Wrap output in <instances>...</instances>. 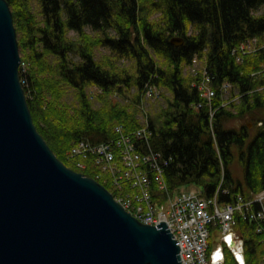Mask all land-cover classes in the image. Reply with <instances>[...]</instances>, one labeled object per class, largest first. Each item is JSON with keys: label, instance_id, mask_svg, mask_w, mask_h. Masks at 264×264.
Masks as SVG:
<instances>
[{"label": "trees", "instance_id": "obj_1", "mask_svg": "<svg viewBox=\"0 0 264 264\" xmlns=\"http://www.w3.org/2000/svg\"><path fill=\"white\" fill-rule=\"evenodd\" d=\"M5 1L27 67L31 100L26 102L33 125L66 167L94 178L90 161L81 171L66 161L64 153L79 141L96 144L112 139L116 125L126 130L138 127L142 87L150 82L170 95L164 96L165 106L146 113L153 131L151 149L173 160L164 173L169 194L197 187L204 198L218 191V202L227 204L237 195L250 199L264 190L263 128L250 136L245 124L229 127L232 118L264 110V90H258L264 79L248 78L264 64V53L247 56L241 64L233 56L238 45L260 39L264 32V0ZM171 38H181L183 44L173 47ZM98 49L107 55L97 57ZM204 52L217 92L212 108L221 101L222 83L231 84L232 95L234 91L242 95L238 106L231 104L238 109L236 114L218 109L211 127L207 107L191 108L201 100L190 87L193 79L181 74L194 56ZM122 59L128 65H120ZM91 87L103 93L90 100ZM114 92L118 101L111 99ZM233 162L240 165L242 180L233 178ZM157 197L164 199L162 194ZM236 231L244 242L246 264H260L264 234L243 220L237 221ZM214 233L210 232V243ZM224 264H235L230 253Z\"/></svg>", "mask_w": 264, "mask_h": 264}, {"label": "water", "instance_id": "obj_2", "mask_svg": "<svg viewBox=\"0 0 264 264\" xmlns=\"http://www.w3.org/2000/svg\"><path fill=\"white\" fill-rule=\"evenodd\" d=\"M20 62L12 15L0 0V264H181L164 223H138L47 147L19 83Z\"/></svg>", "mask_w": 264, "mask_h": 264}, {"label": "built area", "instance_id": "obj_3", "mask_svg": "<svg viewBox=\"0 0 264 264\" xmlns=\"http://www.w3.org/2000/svg\"><path fill=\"white\" fill-rule=\"evenodd\" d=\"M262 35L264 37V33ZM245 46L243 43L238 48L243 52ZM238 48L233 51L234 55ZM196 58L198 64L202 62L194 56L185 69L195 68ZM202 66L203 74L200 76H196L193 70L189 72V69L185 74L195 78L191 87L201 100L191 107L196 111L207 107L211 123L214 114L223 105L220 103L217 108H212V102L217 96L212 87L213 75L206 62H202ZM19 76L20 84L31 100L25 63L20 64ZM145 84L141 91L138 127L126 130L123 125H116L113 127L114 137L108 141L96 144L79 141L66 152L67 159L80 170L87 169L85 161H90L98 171L96 178L112 189L115 202L138 223L152 227L164 223L179 248L181 264H223L227 251L236 264H246L244 242L235 227L238 220H243L252 223L257 234H264V190L250 199L237 195L227 204L218 203V191L210 198H204L201 192L191 191H180L176 196L169 194L164 173L173 160L151 149L153 131L146 116V104L157 102L162 96L154 84ZM228 88V83L219 86L220 97ZM92 89L94 91H88L91 100L103 93L100 88ZM114 96H118V93L115 92ZM158 194L164 195V199L158 198ZM211 231L220 232L225 242L220 244L219 241L217 244L220 245L216 248H209L207 238ZM217 253L221 256L215 259ZM261 264H264V258Z\"/></svg>", "mask_w": 264, "mask_h": 264}, {"label": "rangeland", "instance_id": "obj_4", "mask_svg": "<svg viewBox=\"0 0 264 264\" xmlns=\"http://www.w3.org/2000/svg\"><path fill=\"white\" fill-rule=\"evenodd\" d=\"M10 9V8H9ZM11 12V10H10ZM261 11H258L257 14H260ZM12 15V13H11ZM14 26V25H13ZM15 29V28H14ZM87 32H89V30L87 29L86 30ZM264 32H262L263 34ZM71 39H75L76 38V35L73 33V32H70L69 35H68ZM16 40L18 41V36L16 35ZM253 40H255V42H253ZM253 40H247L245 42V47L242 49V51L238 50L235 52V56H236V60H235V63L236 64H241L243 63L244 61V58L247 57V56H254L256 55L258 52H263L264 53V37L263 35H261L260 39L259 38H254ZM256 42L257 44L261 45V48H263L262 50H258L256 51L257 49H259L256 45ZM17 45H18V42H17ZM239 46V45H238ZM18 51H19V47H18ZM102 55H107V51H105L104 49H98L96 50V56H102ZM19 56H20V53H19ZM21 58V56H20ZM202 62H204V58L201 59ZM202 62L199 63V65L197 64H194L196 65L195 68H190L188 67L187 69H185V67L187 66H184L182 69H181V74L183 77H190L193 79V81L195 80V78H193L192 76H187V74H185V72H188V69H189V72H191L192 70L194 72L197 73L196 76H200V74L202 75L203 73L202 72V69L204 68L202 66ZM120 65H123L125 64L128 65V63L122 59L120 60L119 62ZM196 70V71H195ZM248 78L250 79H258V80H262L264 79V64L260 65L258 68H256L255 70L251 71L249 74H248ZM150 81V80H149ZM228 83V82H226ZM229 84V88L226 93H224L223 96H221V101L220 103H222L223 107L222 109H229L230 112H232L233 114H236L237 112V108H233L231 107V104L235 105V106H238L240 104V99H241V96L240 94H238L236 91H234V95H232V91H233V88L230 86V83ZM192 85V84H191ZM190 85V87H191ZM192 88V87H191ZM94 91V89L92 88H89L88 91ZM259 91H263L264 90V87L263 88H258ZM257 90V91H258ZM87 91V92H88ZM160 92V95L163 96L161 97V100L157 101V102H148L146 104V109L147 111L149 112H155L156 110H158L159 108H162L163 106H165V100L164 98L165 97H170V95L165 91L163 90L162 88H160V90H158ZM258 91V92H259ZM23 92H24V88H23ZM25 94V93H24ZM165 96V97H164ZM112 100H116L118 101L117 99H115L114 97L111 98ZM230 101H232L233 103H230ZM228 105V106H225V105ZM32 119V118H31ZM233 119V118H232ZM231 119V120H232ZM229 121V127H234V125H236V127H240L241 125H246L247 129H248V132H249V135L252 136L255 131H256V128H259L258 125L259 123H261L260 121H264V110H261V109H256V110H252L251 112L247 113L245 116H243L242 119H235L233 121ZM33 123V122H32ZM35 127V126H34ZM67 155V154H66ZM65 156V155H64ZM66 161H68L71 166H74V168L78 169V167L76 165H74L73 162H70L67 158H65ZM80 170V169H78ZM83 171V170H81ZM98 171L96 169H94L93 171V179L94 181H96V183L100 184L101 186L103 185H107L105 184L104 182H102L101 179L99 178H96L95 174L97 173ZM231 172H232V176L234 179L236 180H242V170L240 168V165L237 163V162H233V164L231 165ZM78 173V172H77ZM87 178V177H86ZM101 182V183H99ZM104 187V186H103ZM105 188V187H104ZM106 189V188H105ZM182 191H191V192H195V193H199L201 192L200 189H198L197 187H183V189H181ZM114 193V192H113ZM176 196V195H175ZM174 196V197H175ZM226 260V259H225ZM224 260V262H225ZM223 262V264H224ZM261 264V263H260Z\"/></svg>", "mask_w": 264, "mask_h": 264}, {"label": "bare ground", "instance_id": "obj_5", "mask_svg": "<svg viewBox=\"0 0 264 264\" xmlns=\"http://www.w3.org/2000/svg\"><path fill=\"white\" fill-rule=\"evenodd\" d=\"M9 6V5H8ZM171 39H174V38H171ZM256 45H257V47L260 49V50H262L263 48H261V45H259V44H257V42H256ZM206 53L204 52L201 56H198V58L201 60L202 58H204V62H208V60L206 59V55H205ZM196 62H197V65H199L198 64V59L196 58ZM195 82V80L194 81H192V83L191 84H193ZM154 84V83H153ZM146 84H144L143 85V87L145 86ZM151 86H152V84H150ZM155 85V84H154ZM230 86H231V84H230ZM142 87V88H143ZM232 87V86H231ZM214 89V88H213ZM230 90V89H229ZM228 90V91H229ZM230 103H233L232 101H230ZM225 106H228L227 104L225 105ZM258 127H262L263 128V132H264V125L262 124V123H259V125H258ZM48 147V146H47ZM67 153L65 152L64 153V155H65V158H67V155H66ZM56 157V156H55ZM57 158V157H56ZM61 162V161H60ZM165 178V177H164ZM262 192V191H261ZM219 203V202H218ZM220 204V203H219ZM235 230H236V227H235ZM215 234V241H214V243L212 242V243H210V236L207 238V246L209 247V248H216L218 245H220V244H222V243H224L225 242V240H224V237H222L221 236V233L220 232H215L214 233ZM219 241H220V244H217V243H219ZM220 256H221V254L220 253H217L216 254V257H215V259H218V258H220ZM232 257V256H231ZM242 264V263H241Z\"/></svg>", "mask_w": 264, "mask_h": 264}, {"label": "flooded vegetation", "instance_id": "obj_6", "mask_svg": "<svg viewBox=\"0 0 264 264\" xmlns=\"http://www.w3.org/2000/svg\"><path fill=\"white\" fill-rule=\"evenodd\" d=\"M234 127H235V128H238V127H236V125H234Z\"/></svg>", "mask_w": 264, "mask_h": 264}]
</instances>
